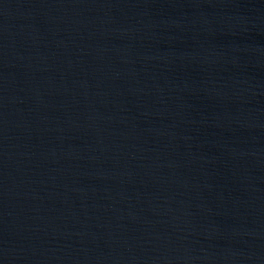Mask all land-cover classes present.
<instances>
[{
	"label": "water",
	"instance_id": "water-1",
	"mask_svg": "<svg viewBox=\"0 0 264 264\" xmlns=\"http://www.w3.org/2000/svg\"><path fill=\"white\" fill-rule=\"evenodd\" d=\"M0 264H264V0H0Z\"/></svg>",
	"mask_w": 264,
	"mask_h": 264
}]
</instances>
